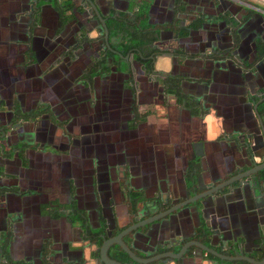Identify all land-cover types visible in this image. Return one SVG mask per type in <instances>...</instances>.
Segmentation results:
<instances>
[{
  "label": "crops",
  "instance_id": "0c3cea01",
  "mask_svg": "<svg viewBox=\"0 0 264 264\" xmlns=\"http://www.w3.org/2000/svg\"><path fill=\"white\" fill-rule=\"evenodd\" d=\"M70 2L62 14L51 0H0V123L13 133L0 141V264H100L88 232L114 235L201 194L199 222L184 205L122 241L146 258L209 240L220 256L187 264H260L264 169L213 186L264 162V0ZM122 14L141 25L150 70L124 53L128 29L112 34Z\"/></svg>",
  "mask_w": 264,
  "mask_h": 264
},
{
  "label": "water",
  "instance_id": "95a60500",
  "mask_svg": "<svg viewBox=\"0 0 264 264\" xmlns=\"http://www.w3.org/2000/svg\"><path fill=\"white\" fill-rule=\"evenodd\" d=\"M71 1L74 2V0H71ZM94 5H93L92 9L94 8V10H95ZM98 17L101 20L100 16H98ZM107 37H108V34H107V31L105 30V39L106 40H107ZM25 117L26 116H24V115H20V118H25ZM0 126H1L0 127V141H2V144L8 143L10 141V138H12L11 134H13L11 129H10L11 126L6 128V127H3V125H1V123H0ZM21 137L23 138V136H21ZM22 138L19 141H21ZM31 141L32 140L29 137H28V139H27V137H24V143L31 144ZM3 146H6V145H3ZM0 148L2 151L1 145H0ZM24 149L26 150V148L20 147V148H16V150L12 149L10 152L11 153L15 152L16 155H18V157H19L20 155H23ZM261 169H264V162H261L259 164H252L248 169H246L245 171H242L243 174L236 177L235 179L228 178V179L224 180L222 183L216 184V186H213L215 188L214 190L216 191L223 186H228V185L232 184V181H234V180H243L244 178L246 179V181H250V183L253 184L254 181L256 182V180H254L252 178L257 176L256 174ZM190 171L195 172V168L192 167ZM257 177H258L257 180H260V178H262L261 176H257ZM263 178H264V176H263ZM192 181H193V179H192ZM208 193H210V192H208ZM208 193H206V194H208ZM205 196H206L205 194H201V195L196 196V197H195V195L190 196V197H186L181 202L174 204V206L169 207V208L165 209L164 211H161L155 215L149 216L146 219L138 220L134 223L129 224L128 226L121 229L118 233H116L114 235H110V231L108 230V228L105 229V231L100 230V232L98 231L97 233H94V234L97 235L99 238H102L101 243L98 245L96 243V241H92L90 244V242L88 241L89 242L88 247L91 248L90 250H92L93 252L96 251L98 253V258L100 260L99 261L100 264H130V263H121L116 258L110 257L109 256V249L112 247H117L118 251L124 252L131 261L139 263V264H187L189 262V259H192V257L193 258H200L202 256L203 251H207L208 253H211L214 256H220V254H218V252H216L215 250L212 249V247H214L213 244L210 245L211 247L209 246V244H210L209 240L205 241V242H207V245H204L199 241H193L191 243V245L188 244L189 242L188 243L186 242V243H183L182 245H180L176 251L162 252V253H159L155 256H150V257H146V258H140L137 255H135L130 250V248L122 241V237L126 233L137 231L138 228L154 222L155 220L163 217L165 214H169L170 212L178 209L181 206L191 204L190 208L193 211V213H195L197 216V207H196V205H193L192 203L199 198H204ZM193 197H195V198H193ZM136 212H138V207H136ZM134 217L136 218L137 216L134 215ZM71 221H73L75 223H79V225L81 226L83 224V221H84V215H81L80 213H78V214H76V217L74 219H71ZM197 222H199L198 216H197ZM208 227L209 226L207 225V222H206L203 228H202V226H200L201 229L198 228V233L203 234L204 238L206 237L207 233H208L207 234L208 237L211 238L212 233L210 232ZM89 233L90 232H88L87 235H89ZM174 246H177V243L171 242V244L168 246V248L171 247L173 249ZM189 246H194V248L189 253L190 255H188V250H189L188 247ZM88 247H86L83 250L84 255H86ZM262 260L259 262L260 264L264 263V252H263ZM251 262L254 264L256 263L255 260H251ZM4 264H9V263H4ZM65 264H70V263H65ZM71 264H74V263H71Z\"/></svg>",
  "mask_w": 264,
  "mask_h": 264
},
{
  "label": "trees",
  "instance_id": "16d2710c",
  "mask_svg": "<svg viewBox=\"0 0 264 264\" xmlns=\"http://www.w3.org/2000/svg\"><path fill=\"white\" fill-rule=\"evenodd\" d=\"M53 4L59 9L62 14L66 13V11L71 8L72 2L71 0H51ZM137 17V16H135ZM109 24L112 26V34L116 36H121L122 33H126L125 31L128 29L129 31L126 33L128 37H130V41H128V44L124 48V53L131 55L132 59L137 62H142L146 69L151 68V60H152V50L148 49L147 46L144 45L141 38L138 36V32L136 29L140 27L141 25L136 22V19L130 20V18L125 15H118L110 17ZM111 47L105 48L103 51L101 57L99 60L96 61V66L94 65V68L101 66L105 63L106 58L109 56H112L111 54ZM113 58V56H112ZM94 68H91L90 70L94 71ZM165 88L173 93H176L177 88V82L176 80L169 78L165 80ZM97 230H93L89 233L90 236H94V233H97Z\"/></svg>",
  "mask_w": 264,
  "mask_h": 264
}]
</instances>
